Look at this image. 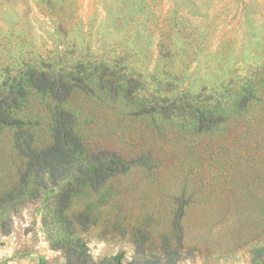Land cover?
Listing matches in <instances>:
<instances>
[{
	"label": "rangeland",
	"instance_id": "374dc122",
	"mask_svg": "<svg viewBox=\"0 0 264 264\" xmlns=\"http://www.w3.org/2000/svg\"><path fill=\"white\" fill-rule=\"evenodd\" d=\"M0 87V264H264V0H0Z\"/></svg>",
	"mask_w": 264,
	"mask_h": 264
},
{
	"label": "trees",
	"instance_id": "16d2710c",
	"mask_svg": "<svg viewBox=\"0 0 264 264\" xmlns=\"http://www.w3.org/2000/svg\"><path fill=\"white\" fill-rule=\"evenodd\" d=\"M43 78H45V73H41L39 77H36V74L32 75L29 80L34 86L39 89H45V82H43ZM19 91L10 87V89L0 87V125H16L20 121L15 118L13 114V110L16 109L19 105ZM59 145L57 146L56 152H60V156H63L65 153V158L68 156V152L63 142V137L58 135ZM108 170L106 167V162L100 159V168L98 170ZM69 264H113L111 260L103 259L101 262H96L93 260L90 253H81V256L84 258H79L78 261L73 259V255H69Z\"/></svg>",
	"mask_w": 264,
	"mask_h": 264
}]
</instances>
